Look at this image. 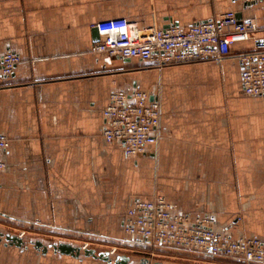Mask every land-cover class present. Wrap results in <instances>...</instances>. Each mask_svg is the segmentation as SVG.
I'll use <instances>...</instances> for the list:
<instances>
[{
    "label": "crops",
    "instance_id": "crops-1",
    "mask_svg": "<svg viewBox=\"0 0 264 264\" xmlns=\"http://www.w3.org/2000/svg\"><path fill=\"white\" fill-rule=\"evenodd\" d=\"M247 4L0 0V53L20 58L11 76L0 77V134L9 140L0 150V216L49 237L115 239L130 246L123 228L127 210L161 194L191 219L211 217L217 231L264 245V95L244 93L237 59L264 40V0ZM228 11L252 19L257 31L222 59L160 69L91 51L100 21L123 17L141 28L186 29ZM135 88L158 98L161 135L145 153L127 157L103 137L102 111L112 92ZM29 249L0 241V264H114ZM18 254L30 261L19 262ZM164 259L240 264L172 255L148 264H171ZM130 264L141 262L131 257Z\"/></svg>",
    "mask_w": 264,
    "mask_h": 264
},
{
    "label": "built area",
    "instance_id": "built-area-1",
    "mask_svg": "<svg viewBox=\"0 0 264 264\" xmlns=\"http://www.w3.org/2000/svg\"><path fill=\"white\" fill-rule=\"evenodd\" d=\"M255 3L261 0H241ZM99 41L91 51L109 57L138 59L158 68L208 58L222 59L230 54L235 43L252 39L257 26L252 19L239 20L237 13L228 11L216 20L178 27L141 28L126 18H113L96 23ZM239 53L241 83L247 96L264 95V51ZM20 58L0 53V77H9ZM105 126L103 137L117 144L127 157H136L154 147L161 135V106L158 98L148 91L135 88L128 92L115 90L102 111ZM9 147L8 138L0 134V150ZM0 161V170L4 169ZM211 217L189 218L178 211L177 205L157 194L150 200H136L127 210L123 228L128 241L146 247L150 262L166 256L230 259L240 264H264V245L257 238H232L214 228ZM22 236V235H20ZM87 248V244L81 246ZM171 249L186 255L158 252ZM115 248L108 251L114 255Z\"/></svg>",
    "mask_w": 264,
    "mask_h": 264
},
{
    "label": "rangeland",
    "instance_id": "rangeland-1",
    "mask_svg": "<svg viewBox=\"0 0 264 264\" xmlns=\"http://www.w3.org/2000/svg\"><path fill=\"white\" fill-rule=\"evenodd\" d=\"M0 232L3 233H10V234H14V235H22L25 242H26V246H30V249L32 247V250L34 249L33 245L30 243L31 241H36V240H40L42 241L45 245H48L50 243H52L53 241H63V242H70L76 246H83L84 244H87V248H94L97 251H108L111 248H115V253L114 255L117 254H126L132 257V260L134 261H140L143 258V255H145V253H147V250L142 249L140 245L135 246L136 244H131L130 246L125 244V243H118L117 241H115V239H98V238H94V237H74L73 239H59V238H54V237H49L47 235H44L43 233V229H39V228H34L32 227V225H29L26 222L23 221H18V220H13L7 217H2L0 216ZM3 242H5L3 240ZM24 247V246H23ZM21 247V248H23ZM29 249V250H30ZM51 249V248H50ZM22 253H27V250H24ZM42 252L40 250H38V255H40ZM5 255V254H4ZM11 256V254H8ZM7 255V256H8ZM26 255V258H23V256ZM113 255V256H114ZM14 256V255H13ZM28 256V257H27ZM18 259V261H30V257L28 254H18L16 259ZM22 258V259H21ZM51 259H47V260H53L52 258V254H51ZM163 259V258H162ZM90 260V259H89ZM166 262H174L172 260H166L164 259ZM217 262H226L223 261L224 259H216ZM36 261V260H35ZM37 261H43L42 259H37ZM211 262V261H209ZM228 262V261H227ZM208 264V263H206Z\"/></svg>",
    "mask_w": 264,
    "mask_h": 264
},
{
    "label": "water",
    "instance_id": "water-1",
    "mask_svg": "<svg viewBox=\"0 0 264 264\" xmlns=\"http://www.w3.org/2000/svg\"><path fill=\"white\" fill-rule=\"evenodd\" d=\"M250 4V3H248ZM247 4V5H248ZM237 18L239 20H242V15L240 13H237ZM94 37L93 42L99 41V34L96 27H94ZM258 45H264V40H259L256 42ZM120 58V57H115ZM124 62L130 61L129 58H123ZM4 240L5 245L10 246H16L18 248L21 247H27L26 242L23 238V236L20 235H14L10 233H3L0 232V241ZM35 249L40 250L43 254H46L49 248H52L54 252L58 255H69L73 258H80L81 256L84 257H92L93 259L105 261L108 263H114V264H130L131 256L126 254H117V255H111L109 251H97L94 248H83L81 246L73 245L70 242H63V241H53L52 243L45 245L42 241L36 240L30 242ZM130 245L132 243H129ZM150 261L148 258L143 257L141 260V264H148ZM154 264H161L159 262H155Z\"/></svg>",
    "mask_w": 264,
    "mask_h": 264
},
{
    "label": "trees",
    "instance_id": "trees-1",
    "mask_svg": "<svg viewBox=\"0 0 264 264\" xmlns=\"http://www.w3.org/2000/svg\"><path fill=\"white\" fill-rule=\"evenodd\" d=\"M135 246H137V245H135ZM140 246H142V245H140ZM137 247H139V246H137ZM140 248V247H139ZM142 249H145V250H147L146 249V247H144V246H142L141 247ZM157 251L158 252H167V253H170V254H175V255H186L187 253H182V252H179V251H174V250H171V249H167V250H160V249H157ZM188 255V254H187ZM145 255H143V257H144Z\"/></svg>",
    "mask_w": 264,
    "mask_h": 264
}]
</instances>
